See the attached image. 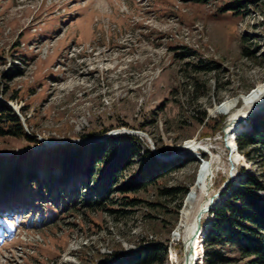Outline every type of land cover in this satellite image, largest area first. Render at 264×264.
<instances>
[{"label":"rangeland","instance_id":"374dc122","mask_svg":"<svg viewBox=\"0 0 264 264\" xmlns=\"http://www.w3.org/2000/svg\"><path fill=\"white\" fill-rule=\"evenodd\" d=\"M231 1L0 0V100L14 110L26 134L53 143L38 148L23 138L0 135L1 155L130 132L165 155L157 159L179 158L176 170L146 190L110 194L112 199L139 200L134 206L108 205L123 212L86 205L89 199L81 185L78 209L63 208L68 192L50 198L57 206L54 211L40 203V210L50 212L44 217L12 203L6 214H21L23 220L15 217L17 226L36 231L40 240L0 264H96L103 254L135 250L146 240L167 243V264H182L181 235L191 204L181 211L185 198L176 208L174 195L159 188L191 190L200 183L205 166L200 158L208 152L197 150V158L180 150L197 141L221 156L220 170L210 178L211 194L228 178V146L236 177L243 169L264 182V161L248 159L247 150H237L231 134H224L227 113L264 89V0H247L238 13L220 10ZM208 61L219 66L193 70L192 63ZM193 78L198 80L195 95L209 91L207 97L199 96L198 106L184 93ZM220 119L221 130H212ZM138 167L133 163L130 172ZM8 206L1 202V212ZM199 251L202 264V246H196Z\"/></svg>","mask_w":264,"mask_h":264},{"label":"trees","instance_id":"16d2710c","mask_svg":"<svg viewBox=\"0 0 264 264\" xmlns=\"http://www.w3.org/2000/svg\"><path fill=\"white\" fill-rule=\"evenodd\" d=\"M247 3V0H233L220 10L242 12ZM218 66L213 61L200 66L192 63L193 70L212 71ZM20 71L16 73L19 75ZM197 82V78H193L189 83L190 89L184 91L188 102L194 106L199 105L197 104L199 96L207 97L209 94V91L205 90L200 95H195ZM21 113L24 115L23 111ZM222 126L223 122L220 119L212 130L220 131ZM99 132L104 133L103 130ZM230 134L237 150H247L248 159L257 158V161H264V114L248 119ZM0 135L23 138L32 144H40L35 137L26 134L17 115L2 100ZM157 148L160 150L158 146ZM206 157L201 156L202 164H205ZM3 159L4 157L0 156L1 196L15 194L13 199L16 201L23 198L27 201L26 196H29L34 201L30 205H34L40 214L44 212L39 208L42 200L43 205H49V209L53 211L57 206L50 198L60 194L66 195L67 192L70 200L65 202L64 208L70 209L73 206L78 209L76 205L79 203L80 195L77 191L80 187L76 183L77 178H81L83 196L89 199L85 202L86 205H95L94 210L123 212L124 209L111 208L108 205L120 203L134 206L139 200L127 196H122L120 200L112 199L110 194L146 190L147 186L176 170L179 162L178 156L168 160L157 159L134 134L108 136L86 145L59 144L36 150L34 153L26 150L9 156L5 162ZM136 162L139 167L130 172V166ZM41 169L45 175L39 178ZM19 185L24 186L22 197L15 192ZM198 186L197 183L193 184L191 190L183 186L161 187L159 191L174 195L176 208L180 207L182 198H185L181 209L185 211L191 204ZM261 190H264V182L260 176L251 175L243 169H240L235 180L225 187L206 217L204 215L201 219L202 231L198 237L197 247L199 249L200 246L203 247L202 264H264V195L260 193ZM175 241L181 243L180 237L177 236ZM167 249V243L146 240L136 250L127 252L112 250L103 254L102 260L96 264H167ZM173 250L171 247L169 254L170 260L174 263L177 256ZM199 253L200 251L197 253L195 264L199 263L197 261Z\"/></svg>","mask_w":264,"mask_h":264},{"label":"bare ground","instance_id":"6f19581e","mask_svg":"<svg viewBox=\"0 0 264 264\" xmlns=\"http://www.w3.org/2000/svg\"><path fill=\"white\" fill-rule=\"evenodd\" d=\"M264 107V89L255 94L252 98L247 100L242 106L232 109L227 113L228 119L224 126V132L232 125L235 121L242 119L245 117L249 112L256 110L258 108ZM231 133V132H230ZM181 152H188V154H191L192 152H197V150H200L205 153V150H207V160L204 166L202 178L200 180L197 192L193 198V201L189 207V209L186 212V220L183 226V232L181 235V241L184 247V259L182 264H192L191 258L192 256H195L196 262L197 253H196V246L198 240L195 242L192 254L191 252V236L192 233L197 225V216L198 214H202V217L204 216L205 212H203L204 208L208 205L210 198L216 193L211 194V186H210V178L220 170V165H222L221 156L218 152L214 151L212 147L205 146L202 142L197 141L194 144L186 145L180 148ZM198 151V152H200ZM231 156L228 159L229 162V171L234 172L236 170V166L234 164V161L232 159V150ZM205 156V157H206ZM203 159L200 158V161ZM232 162L233 168L230 169V163ZM222 167V166H221ZM228 169L227 172L229 173ZM229 176V174H228ZM201 222V220H200ZM190 254V257H189Z\"/></svg>","mask_w":264,"mask_h":264},{"label":"water","instance_id":"95a60500","mask_svg":"<svg viewBox=\"0 0 264 264\" xmlns=\"http://www.w3.org/2000/svg\"><path fill=\"white\" fill-rule=\"evenodd\" d=\"M260 114H264V107L263 108H258L256 110H253L251 112H249L245 117H243L242 119L240 120H237L234 122V124H232L225 132V136L228 135L233 129H235L237 126L245 123L249 118L255 116V115H260ZM101 137H98V138H93L91 139L90 141H93L95 139H100ZM85 143V142H84ZM231 150L232 148L230 146H228ZM151 150L154 152V154L161 158V157H165V155H162L159 153V151L157 149H155L154 145L151 144ZM234 166L232 164V162L230 163V169H232ZM236 171V170H235ZM232 172V171H229V176L228 178L223 182V184L221 185V187L219 188V190L216 191V193L210 198V201L208 203V205L204 208L203 212L207 213L208 211H210V209L213 207L215 201L217 200V198L223 193L225 187L228 185V183H230L231 181H233L236 177V173ZM201 216L202 214H198L197 216V225L192 233V240H191V252L190 254H192V251H193V247H194V244L195 242L198 240V237L200 236L201 234V231H202V223L200 222L201 220ZM190 254H189V257H190ZM195 256H192L191 258V263L193 264V262L195 261Z\"/></svg>","mask_w":264,"mask_h":264}]
</instances>
